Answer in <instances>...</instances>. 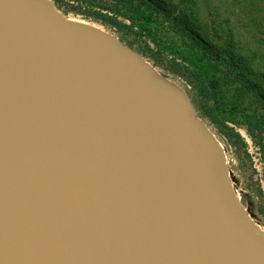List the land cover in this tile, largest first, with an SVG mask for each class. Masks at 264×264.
<instances>
[{
  "label": "water",
  "instance_id": "95a60500",
  "mask_svg": "<svg viewBox=\"0 0 264 264\" xmlns=\"http://www.w3.org/2000/svg\"><path fill=\"white\" fill-rule=\"evenodd\" d=\"M0 264H264L186 92L51 0H0Z\"/></svg>",
  "mask_w": 264,
  "mask_h": 264
},
{
  "label": "trees",
  "instance_id": "16d2710c",
  "mask_svg": "<svg viewBox=\"0 0 264 264\" xmlns=\"http://www.w3.org/2000/svg\"><path fill=\"white\" fill-rule=\"evenodd\" d=\"M66 16L131 38L129 44L151 64L182 80L225 144L243 145L244 127L264 148V103L252 108L244 95L252 89L246 69L228 46L202 38L155 0H51ZM250 213L264 226V191L257 185ZM246 203L251 204L243 195Z\"/></svg>",
  "mask_w": 264,
  "mask_h": 264
},
{
  "label": "rangeland",
  "instance_id": "374dc122",
  "mask_svg": "<svg viewBox=\"0 0 264 264\" xmlns=\"http://www.w3.org/2000/svg\"><path fill=\"white\" fill-rule=\"evenodd\" d=\"M155 1L166 10H170L196 34L217 45L228 46L239 57L246 69V80L252 85V89L244 97L252 108L260 110L264 103V0ZM104 30L119 37L127 46L133 48L129 44L131 38H122L118 33ZM156 69L181 87L196 108V101L182 80L171 77L159 68ZM201 119L223 148L227 175L235 194L241 199L244 195L251 202L249 205L246 203V211L252 220L264 229V226L259 224L250 213V207L251 209L252 206L255 207L254 189L260 185L264 191V148L254 145L244 127L237 128L243 139V145L225 144L216 129L208 121Z\"/></svg>",
  "mask_w": 264,
  "mask_h": 264
},
{
  "label": "bare ground",
  "instance_id": "6f19581e",
  "mask_svg": "<svg viewBox=\"0 0 264 264\" xmlns=\"http://www.w3.org/2000/svg\"><path fill=\"white\" fill-rule=\"evenodd\" d=\"M75 20H77V19H75ZM80 21V20H79Z\"/></svg>",
  "mask_w": 264,
  "mask_h": 264
}]
</instances>
